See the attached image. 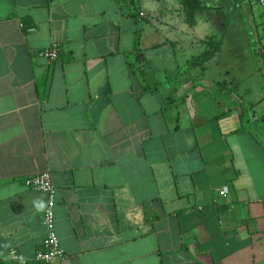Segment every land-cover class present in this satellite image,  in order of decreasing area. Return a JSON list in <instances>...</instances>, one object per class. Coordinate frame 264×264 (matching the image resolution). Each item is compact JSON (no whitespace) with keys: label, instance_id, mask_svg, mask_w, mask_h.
<instances>
[{"label":"crops","instance_id":"crops-1","mask_svg":"<svg viewBox=\"0 0 264 264\" xmlns=\"http://www.w3.org/2000/svg\"><path fill=\"white\" fill-rule=\"evenodd\" d=\"M153 5L156 22L111 0H0V264H264V141L242 129L234 85L197 70L175 83L202 38L160 35L184 18L175 0ZM42 172L53 263L35 260L46 232L32 201L47 194L25 185Z\"/></svg>","mask_w":264,"mask_h":264},{"label":"rangeland","instance_id":"rangeland-1","mask_svg":"<svg viewBox=\"0 0 264 264\" xmlns=\"http://www.w3.org/2000/svg\"><path fill=\"white\" fill-rule=\"evenodd\" d=\"M141 2L142 6L144 0ZM153 2L154 0H150V3L153 4ZM204 3L212 10L197 13L194 25L189 27L184 19L173 18L175 28L162 25L159 33L167 38L179 37L178 39L186 41L187 37H201V40L213 37L221 40V49L207 63V69L202 71L198 68L197 71L204 81H223L229 86L234 85L232 96L238 108L244 111L245 126L247 125L252 131H255L264 141L263 124L260 122L259 126H255L253 120L264 114V69L259 72V66L263 64L262 57H264V16L253 0H244L245 5L238 9L235 7L234 0H204ZM145 11L148 19L155 21V12ZM187 49L188 47L183 46V50L187 51ZM253 50L257 52V60ZM186 51L184 52L186 53ZM151 55H147L150 60V68L159 67L160 63L166 64L164 62L167 59L163 58L158 61L154 60ZM177 61L178 58L168 60L169 69L164 68L166 72H169L167 74L173 71L172 67ZM183 85V83L178 84L171 91L178 94ZM208 92L212 94L213 98L224 99L223 92L216 88L214 91L208 89ZM209 103V101L206 102L205 108ZM252 104L253 107L247 108Z\"/></svg>","mask_w":264,"mask_h":264},{"label":"trees","instance_id":"trees-1","mask_svg":"<svg viewBox=\"0 0 264 264\" xmlns=\"http://www.w3.org/2000/svg\"><path fill=\"white\" fill-rule=\"evenodd\" d=\"M115 5L122 17H133L138 18L141 12V1L142 0H111ZM159 1V0H158ZM177 4V10L180 12L185 20V22L192 26L196 20V14L202 12H208L212 9L205 5L204 0H175ZM236 3V8L243 7L245 5L244 0H234ZM235 8V9H236ZM174 47L178 43H171ZM196 51L191 55L183 65L179 66L178 73H176L174 80L175 83L187 82L193 80L192 73L198 68L204 71L207 68V63L216 55L221 49V40L212 38H206L199 41L195 45ZM138 53L141 59L144 58L143 52L139 49V33L136 32L134 40V50L130 54L126 55V64L130 72L135 75L140 76L142 62L133 54ZM253 54L257 60V52L253 50ZM158 85V84H157ZM157 87V86H156ZM174 87V86H172ZM155 93V89L153 90ZM246 104V103H245ZM254 105H249L253 107ZM246 108V109H247ZM244 111L240 114V120L242 123V129H248L244 124ZM254 121H261L264 123V114L253 119Z\"/></svg>","mask_w":264,"mask_h":264},{"label":"built area","instance_id":"built-area-1","mask_svg":"<svg viewBox=\"0 0 264 264\" xmlns=\"http://www.w3.org/2000/svg\"><path fill=\"white\" fill-rule=\"evenodd\" d=\"M259 7L261 14L264 16V0H253ZM142 17L144 14L141 12ZM42 55L49 61L53 62L58 57L56 47L51 46L44 51ZM25 185L31 189L41 191L47 194L46 210L43 212L42 224L45 228V236L41 242L40 249L35 253V260L44 263H53L55 260L62 257L63 252L58 246V239L54 231V204H55V189L50 183L49 174L47 172L38 173L32 177L25 179ZM219 196H225L226 188H222L218 192ZM11 260H22V256L15 250L9 252Z\"/></svg>","mask_w":264,"mask_h":264},{"label":"clouds","instance_id":"clouds-1","mask_svg":"<svg viewBox=\"0 0 264 264\" xmlns=\"http://www.w3.org/2000/svg\"><path fill=\"white\" fill-rule=\"evenodd\" d=\"M142 7L147 11H154L155 6L150 3V0H144ZM32 207L36 213H41L46 210L45 202L39 198L32 201Z\"/></svg>","mask_w":264,"mask_h":264}]
</instances>
